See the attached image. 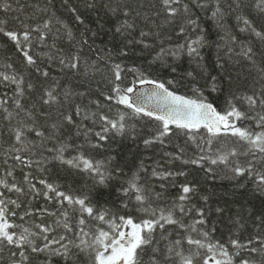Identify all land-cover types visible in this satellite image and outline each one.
<instances>
[{
    "label": "snow or ice",
    "instance_id": "obj_1",
    "mask_svg": "<svg viewBox=\"0 0 264 264\" xmlns=\"http://www.w3.org/2000/svg\"><path fill=\"white\" fill-rule=\"evenodd\" d=\"M62 2L70 4V0ZM52 3L46 0L41 6L34 0H0V36L23 57V68L12 63L0 65L7 69L0 71V264H55L57 257L61 264H79L81 254L87 257V264H264V217L258 220L261 231L247 240L234 236L222 242L214 239L215 229L209 232L202 227L207 224V212L191 203L196 189L190 183L181 184L170 203L153 183L161 181L158 188L164 190L175 187L178 177L187 173L170 170L167 165L180 161L202 167L209 174L219 169L231 172L232 179L248 177L255 191L264 193V47L241 40L223 24L226 16L235 13L239 31L248 34L246 39L264 45V27L250 18L253 9L264 18V0L247 4L245 0H152L151 13H145L143 19L163 17L158 29L179 23L176 35L184 42L174 47L164 45L159 31H136L137 25L129 17H140L141 12L127 0L123 7L113 6L112 0H84L87 8L107 9L117 15L113 37L123 38L121 57H128L137 45L152 49L155 41L149 42V37L155 36L160 47L150 64H167L168 57L179 60L186 55L206 71L202 50L210 46L211 28L224 31V44L217 46L215 62L219 72L208 77L210 91L223 97V111L202 87L191 85L194 97L178 95L169 88L177 83L175 79L166 84L135 65L114 62L116 53L111 50H103V57L97 51L96 58L89 59L85 45L89 52L95 51L89 37L80 33L78 38L54 12L49 15ZM68 10L78 23H85L77 7ZM31 20L40 22L31 24ZM38 48L48 51L38 52ZM224 57L233 63L239 62L234 57H241L249 69L247 75L255 71L256 83L261 86L243 93L233 90ZM97 60L106 61L111 73L104 77L111 85L102 94L107 104L92 99L93 93L86 87L90 76L101 71ZM53 67L65 78H82V83L66 87L53 78ZM177 71L171 66V72ZM129 73L134 76L133 84L125 86ZM187 77L196 79L193 71H188ZM137 85L152 87L147 93H138ZM143 117L158 124L136 147L142 144L144 153L159 152L154 164L141 160L135 172H128L112 164L114 156L96 160L85 151L86 146L110 147L117 136L136 141L140 136L137 125L128 121ZM178 134L195 144L197 155L185 158V146L168 150ZM52 163L87 174L94 191L79 193L52 182L47 167ZM203 200L207 203L208 197ZM37 201L52 207H37ZM215 211L223 214L225 209ZM241 213L235 223L242 226Z\"/></svg>",
    "mask_w": 264,
    "mask_h": 264
},
{
    "label": "trees",
    "instance_id": "obj_2",
    "mask_svg": "<svg viewBox=\"0 0 264 264\" xmlns=\"http://www.w3.org/2000/svg\"><path fill=\"white\" fill-rule=\"evenodd\" d=\"M34 2L44 6L46 0H34ZM97 2L104 3L106 0H97ZM127 2L131 4L133 9L141 12L140 17H136L135 15L129 17V19L134 20L136 23L137 32L141 29L145 31L151 30L153 32L159 31L164 38V45L166 47L169 45L174 47L177 43L184 42L182 37L176 35L179 29V23L165 25L158 29L156 25L163 24V17L157 19L155 16H151L147 21L143 19L145 13H151L149 4L152 0H139V2H137V0H127ZM112 3L113 6L116 4H120L121 7L124 6L123 0H112ZM140 3H143V8L140 7ZM245 3H250V0H245ZM70 7L78 8L79 13L84 17V24H80L75 20L73 13L68 10ZM48 8L49 15L54 12L55 16L63 21L64 24H67L72 29L74 35L78 38H80V33H84L89 37L90 42L95 48V51L89 52L88 46L85 45L84 52L89 59H95L97 51H99L100 56L103 57L105 55V51L103 50H111L116 53L112 57L114 62H122L129 67L135 65L136 67L145 70L151 78L158 79L166 84L168 80L175 79L177 83L175 85H169V88L178 95L194 97L191 85L196 84L197 86L202 87L204 94L208 99L216 104L218 110L223 111V97L210 91L208 77L210 75H216L219 72V69L215 68V62L218 55L217 46L224 44V40L221 38L224 35V31L218 30L215 27L211 28L212 36L210 38V46L202 50L204 55V61L202 63L205 65L206 71L197 67L196 64L190 61L186 55H182L179 60L168 57L167 64H150L151 58L156 54V51L160 47L159 40L155 36L149 37V42L155 41L152 49H142V46L137 45L133 51L129 52L128 57H121L118 53L123 38L117 36L114 39L113 37L114 25L118 23L117 15L108 12L107 9H99V11H97L96 9L87 8L85 7L84 0H70L68 6H65L62 0H53V3L49 4ZM248 11L249 9H244L245 13ZM197 14L201 16L202 20L207 19L202 13ZM43 18V15H41L40 20ZM250 18L258 27H264V18H260L254 9L251 11ZM153 21L155 23H153ZM28 22L34 24L40 21L31 20ZM223 24L226 31L231 32L241 40H245L247 43H253L254 47H264V45H260L258 41L253 42L252 40H247L246 38L248 34L239 31L235 13L226 16ZM55 26L60 27L58 24ZM92 33H96V35L92 36ZM168 37H171V39ZM49 43H51V41H49ZM67 43L66 40L63 41L65 47L67 46ZM238 50L239 49L237 48V51ZM37 51L46 52L48 49L38 48ZM219 55L223 57V51H220ZM224 59L227 61V67L231 70L233 90L239 89L241 93H243L246 89H252L253 86L257 89L261 86L259 83H256L257 77L255 71H253L251 76L247 75L249 69L246 67V62L243 61L241 57H234L235 60L239 61L238 63H233V61L228 60L227 57H224ZM8 63H12L18 68H23V57L16 51L15 45L8 42L6 38L0 36V65H6ZM97 63L100 66L101 71L95 73L94 78L90 76L89 84L86 87L90 88L92 91V99H100L103 103L107 104V102L104 101L102 94L107 93L111 85L107 83L104 77L106 74L111 75V73L106 67V61L97 60ZM171 66H175L178 71L176 73L171 72ZM4 70L7 69L0 67V71ZM188 71L194 72L196 75L195 80L187 77ZM220 75H223V73H220ZM52 76L53 78L59 79L66 87L82 83V78L80 80L73 77L65 78L58 67L52 68ZM133 80V74L129 73L128 78L124 81V85L131 86ZM38 98L39 97L37 96L36 99ZM116 107V105H112L113 109ZM124 111L128 110L124 109ZM52 113L54 117L55 109L52 110ZM112 115H115V111H113ZM128 123L129 125H137L136 131L140 133V136L137 137L136 141H133L130 136H117L111 142L110 147L93 149L86 146L85 151L96 160H107L114 156L115 159L112 161V164L118 165L128 172H135L141 160H145L149 165L154 164L159 156V152L144 153L142 144H140L139 148L136 147V144L144 135L150 134L154 131L158 122L143 117L140 119L129 120ZM176 131L179 132V130ZM201 131L203 132V129ZM228 139L229 141L231 140V138ZM178 146L186 147L188 156L185 158L193 157L198 154V149L195 144L188 140L183 134H178L172 138L168 150L175 151ZM71 154L74 153H66V155ZM149 157H151V159H149ZM205 164L208 167H213L210 164H207V162H205ZM47 167L49 168V178L52 182L61 184L66 189L70 188L79 193L94 191L92 189V181L87 174L77 172L74 169H69L67 166L60 165L59 163H52ZM167 167L170 170L182 169L187 175L178 177L177 181L174 182L176 186H170L166 190L158 188L161 181H153L157 186V190L162 191L164 197L170 203L179 194V186L185 182L190 183L196 189L191 203L206 210L207 224L202 227L209 232H211L212 229H215L216 231L213 233L214 239L227 242L230 237L238 236L241 240H247L250 236L261 231L257 225L259 218L264 217V193H258L255 191V185L251 179L248 177L232 179L231 172H227L226 174L219 169H217L216 172L209 174L202 167L191 164L185 165L180 161H175L174 163L167 165ZM17 175L19 176L20 173L18 172ZM37 175L39 176L40 174L37 173ZM205 196L208 197L207 203L203 200V197ZM107 199L108 197L105 196L104 200L107 201ZM159 203L163 205L164 201H160ZM35 204L37 207H40L41 205L49 208L52 207V205L42 201H37ZM217 208H223L225 211L223 214H219L215 211ZM241 209H243L242 213ZM238 213H241L244 218L242 226L235 223ZM249 213L254 215L250 216ZM44 219L51 221L52 218L44 217ZM190 219L191 218H189V222ZM170 231L174 230L170 229ZM172 238L173 237H169V239ZM185 247H187V245H185ZM5 260H7V251L5 252ZM54 261L55 264H61L60 258L58 257L54 258ZM78 261L79 264H87V257L84 254H81ZM37 264H40V262H37Z\"/></svg>",
    "mask_w": 264,
    "mask_h": 264
},
{
    "label": "water",
    "instance_id": "obj_3",
    "mask_svg": "<svg viewBox=\"0 0 264 264\" xmlns=\"http://www.w3.org/2000/svg\"><path fill=\"white\" fill-rule=\"evenodd\" d=\"M152 86H146V87H141V88H137V92H144V93H147L150 89H151Z\"/></svg>",
    "mask_w": 264,
    "mask_h": 264
}]
</instances>
